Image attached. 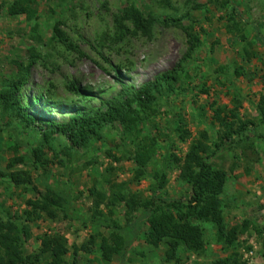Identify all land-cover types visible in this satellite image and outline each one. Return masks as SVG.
I'll list each match as a JSON object with an SVG mask.
<instances>
[{
    "label": "rangeland",
    "instance_id": "rangeland-1",
    "mask_svg": "<svg viewBox=\"0 0 264 264\" xmlns=\"http://www.w3.org/2000/svg\"><path fill=\"white\" fill-rule=\"evenodd\" d=\"M12 1L0 0V92L17 73L18 63L26 62L36 48L40 58L31 67L22 98L30 103L28 112L60 121L76 108L103 107V101L117 96L123 85L142 86L173 68L189 47L184 27L191 26L201 38L185 61L177 91L162 98L157 115L140 124L141 135H129L119 124H108L101 139L71 149L60 134L48 143L36 129L0 110V167L28 170L34 180L26 188L0 177V217L22 213L27 199L37 197V189L45 190L41 174L72 196L70 215L60 212L56 219L43 216L30 222L28 254L38 258V264L53 260L73 264L74 259L77 264H210L226 256L227 249L215 239L214 225L199 220L206 242L202 252L183 247L169 260L166 241L148 240L147 221L124 257L116 254L106 262L100 249L102 239L111 237L110 225L123 226L142 211L138 207L128 215L124 202L113 203V192L121 190L144 200L153 195L154 177L138 178L132 159L143 137L156 136L159 141L149 166L151 174L162 167L167 173L159 193L186 200L191 187L183 180L175 156L183 160L202 130L209 132L216 149L223 127L214 121V110L224 107L225 112L235 109L255 125L226 140L209 160L229 173L221 193L224 218L228 229L238 230L243 258L248 264H264L262 237L254 230L239 232L246 219L264 226V121L256 108L264 93V0H35L37 13L32 19L26 14L11 15ZM133 6L152 19L148 33L124 19ZM123 25L128 29L121 30ZM55 26L74 39L85 55L59 42ZM72 82L79 92L70 89ZM16 137L25 142L17 150ZM41 144L50 159L45 170L33 166L28 149ZM14 156H23L24 163L9 167ZM98 191L108 197L100 213L95 211Z\"/></svg>",
    "mask_w": 264,
    "mask_h": 264
},
{
    "label": "trees",
    "instance_id": "trees-1",
    "mask_svg": "<svg viewBox=\"0 0 264 264\" xmlns=\"http://www.w3.org/2000/svg\"><path fill=\"white\" fill-rule=\"evenodd\" d=\"M34 2L35 0H14L8 5L9 13L11 15L26 14L29 19H32L37 13L32 5ZM123 17L131 20L135 29L144 33L150 30L152 19L145 17L137 7H131ZM123 28L128 29L125 25L121 27V30ZM184 29L188 35L189 47L183 58L173 68L158 73L153 80L147 81L142 86L123 85L117 96L103 101V107L76 108V111L64 121L27 111L30 103L23 101L21 90L28 81L31 67L40 58L39 52L33 48L30 51V58L26 62L18 63L15 76L5 81L0 92V110L12 113L21 125L36 129L48 143L54 134H60L71 149L87 146L90 140L101 139L102 131L108 124H119L120 128L129 135L134 133L141 135L140 124H146L157 115L158 107H161L159 101L162 98L177 91L185 61L201 44L200 36L191 26H186ZM120 35L124 36V33ZM54 37L69 50L85 55L79 44L58 26L54 27ZM69 87L74 92L80 91L75 82H72ZM256 108L264 121V93L260 95ZM225 110L224 107L214 110V121L219 122L223 127L218 132V141L214 143L216 149H212L209 132L202 130L199 137L191 143L183 160L175 156L176 162L180 164L183 180L191 187V196L186 200L168 198L159 193V189L167 183V173L162 167L155 168L151 174L149 167L158 152L159 141L156 136L143 137L132 159L136 164L135 175L138 178L149 175L154 177L156 184L153 195L144 200L121 190L113 192V203L124 202L128 215L132 216L138 207H141L142 211L140 215L128 219L129 221L123 226L117 223L110 225L111 237H104L100 243L102 257L106 262L113 260L116 254L125 256L131 243L139 236L145 221L150 225L148 240L153 243L167 242L169 248L166 255L169 260L175 259L183 247L202 252L205 250L206 242L204 229L196 222L199 220L214 225L216 241L228 251L226 256L210 264H248L240 251L243 246L239 241L237 228L228 229L224 218L225 202L221 193L226 186L229 173L223 168L216 167L209 159L217 149H221L226 140H232L234 134L242 135L249 126L255 125V122L241 118L235 109L228 112ZM178 130L183 131V126L179 125ZM181 137L185 139L184 136ZM15 141L16 150L25 145V142L18 137ZM28 149L33 166L45 170L49 166L50 159L46 156L43 144L37 147L28 145ZM24 161L23 156H14L9 167L16 163L22 164ZM0 177H6L12 183L26 188L34 184L28 170H4L0 167ZM41 179L45 190L37 189L38 196L27 199V207L22 213L8 212L0 217V264H38L39 259L26 251V243L31 236L30 222L43 216L56 219L60 212H64L66 216L70 215L72 201L70 192L51 184L44 174H41ZM96 195L95 211L100 213L99 209L108 197L102 191H98ZM250 230H254L262 237L264 247V226L255 220L246 219L239 232L245 233ZM53 239L50 238V242H53ZM83 248L86 249L85 245ZM77 252L76 248L75 256ZM49 264H58V262L53 260ZM73 264H77L76 259Z\"/></svg>",
    "mask_w": 264,
    "mask_h": 264
}]
</instances>
